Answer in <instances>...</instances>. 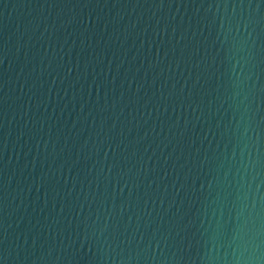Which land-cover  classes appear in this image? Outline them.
Returning a JSON list of instances; mask_svg holds the SVG:
<instances>
[{"label": "water", "instance_id": "1", "mask_svg": "<svg viewBox=\"0 0 264 264\" xmlns=\"http://www.w3.org/2000/svg\"><path fill=\"white\" fill-rule=\"evenodd\" d=\"M264 240V0H0V264H234Z\"/></svg>", "mask_w": 264, "mask_h": 264}, {"label": "clouds", "instance_id": "2", "mask_svg": "<svg viewBox=\"0 0 264 264\" xmlns=\"http://www.w3.org/2000/svg\"><path fill=\"white\" fill-rule=\"evenodd\" d=\"M232 251L234 264H264V240L259 227L245 220L239 225Z\"/></svg>", "mask_w": 264, "mask_h": 264}]
</instances>
